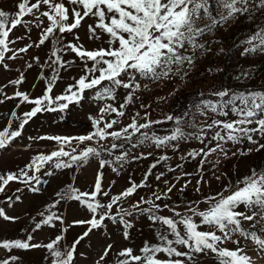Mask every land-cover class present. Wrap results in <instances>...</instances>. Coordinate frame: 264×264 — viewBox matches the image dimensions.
Returning a JSON list of instances; mask_svg holds the SVG:
<instances>
[{"label": "snow or ice", "instance_id": "snow-or-ice-1", "mask_svg": "<svg viewBox=\"0 0 264 264\" xmlns=\"http://www.w3.org/2000/svg\"><path fill=\"white\" fill-rule=\"evenodd\" d=\"M15 7L14 13L0 10V65L8 67L5 63L7 53L11 52L12 55L7 58L14 60L18 57V53L27 52L33 46L38 48L46 41H50V38L52 44L60 46L54 48L48 58L50 63H47V66L53 69L51 77L45 78L41 74L40 78L47 79L43 95L30 98L29 94L23 91H16L14 97L5 95V99L19 98L21 103L26 102L33 107L21 116H17L15 111L11 113L19 123L17 128L12 129V121L9 120L8 126L0 130V150L6 149L16 138L21 137L25 125L37 114L64 113L71 104L79 105L85 99V91L94 90L89 97L93 101H116L120 89L125 90V93L118 106L105 103L99 108L97 117H89L93 130L88 134L74 137L59 135L29 137V140L55 141L59 147L49 154L35 155L25 168L17 172L0 173V193L4 192L5 186L11 181L23 183L33 192L39 191L32 182L35 181L37 185L41 182L36 173L49 163L54 170L73 169L74 166L83 167L90 159L95 158L98 160L99 169L108 166L119 175L124 164L128 162L131 149L155 146L172 148L176 151L181 141L189 139H196L204 145L181 157L182 160L187 157L193 160L200 157L197 168L198 186L194 189L199 193L201 191L199 185L202 182L207 183L203 180V169L204 165L209 163V156L214 153L219 154L213 162L215 169L222 162L221 157L230 158V149L226 147L229 143L238 145L247 141L256 145L255 149L251 147L246 151L238 149L241 156L248 155L254 150L259 152L264 149V143L254 139L257 134L260 138H264V89L235 91L224 88L213 93L220 98L218 101L201 100L195 105L201 115L211 111L223 117H228L231 113L236 118L213 119L211 124L200 127L198 133L186 134L183 131L184 118L188 116V112L179 116L167 114L164 121L152 120L148 111L151 105L143 103L140 104L141 109L144 110L143 116L136 111L130 116V122L122 127H115L121 125L120 119L105 120V116L110 114L124 117L125 110L138 102L137 93L141 90V79L158 82L179 77L183 80L188 75L184 66L187 65L190 70L195 66L199 55L211 52L210 43L201 42L202 37L218 26L235 21L239 16H244L250 21L254 10L264 14V0H215L214 6L212 0H66V2L65 0H34V2L18 0ZM214 10L216 15H213ZM42 18L48 21L47 26H44ZM85 18L93 20L92 24L87 25L88 39L100 42L99 46L93 49L85 48L80 42L78 31H74L80 29ZM21 25L26 33H30L33 26L40 29V37L38 41L14 50L10 45L25 37L11 40L10 33ZM256 27L257 31L240 42L241 45H246L241 52L242 56L264 54V26ZM64 33L71 34L74 42L63 43ZM104 36H107L106 40L103 39ZM65 51L74 53L83 63L82 74L79 78H73L74 83L67 85L62 94L53 96V88L60 79V69L67 70L75 63L63 59L62 53ZM223 51L224 49L221 48L220 52ZM34 60L39 64V57H34ZM26 66L32 68L33 64L27 63ZM242 77L250 78V73L242 72L235 79L239 81ZM24 80L25 76L21 73L17 79L9 83L20 85ZM144 88H147V84ZM0 103H3V100H0ZM167 121L175 123L171 133L157 135L154 126ZM188 126L197 127L194 120L189 122ZM205 128L209 130L215 128L217 131L209 137ZM109 138L111 141H121V143L105 144L104 142ZM73 141L77 145L94 142L95 146L85 144L83 149L77 151V147L72 146ZM126 143L129 145L128 148H125ZM66 146L71 147V151H66ZM116 150H120L119 155H114ZM105 152L113 156V159L101 158ZM151 155V152L147 153V156ZM231 155L236 156L237 152H232ZM142 158H147L143 152L139 156L132 157L133 160ZM169 159L167 155L160 156L144 173L140 183L130 179L129 186L115 195L109 196V192L102 188L103 172L99 169L90 191H81L78 187L69 184L57 192V199L48 206V214L40 213L42 219L35 223L33 231L39 230L42 226L54 228L56 221L64 223L62 216L51 211L61 201H77L90 214L89 219L74 220L61 229V232H67L73 225L88 226L86 231L64 250L58 247L64 239L63 235H57L55 239L43 244L32 243L34 239L32 234L26 239H4L0 241V249L11 253L13 249L44 248L51 256L52 264H73L77 255V245L93 230L105 228V220L120 224L122 236L127 240L130 229L134 227L132 221L127 218L146 216L153 225H160L156 230L157 243L145 241L139 249L141 254H134L132 247H125L116 254L113 264H204L205 259H212L214 264H256V259L248 254V241L255 245L256 258L264 259V223H262L264 222V167L259 171L252 168L251 175L238 179L235 185L230 181L222 191L215 195L204 196L203 202L208 204L204 210L198 209L201 202L199 200L185 201L184 212L177 211V207L168 203L163 205L158 203L170 199L169 194L176 187L175 183L168 180L164 181L166 189L159 192L153 190L148 199L141 196L131 205V210L122 206L124 201L137 193L138 189L148 187V178L153 175L152 170L162 161ZM176 167L182 168V165L177 164ZM175 170L168 168L170 172ZM30 171L32 175H29ZM212 174L216 180L227 175L221 173L218 176L215 171ZM45 175L52 176L54 171L45 172ZM164 175V172H160L155 175V180L160 181ZM190 175L192 174L182 173V176L176 178L177 183L183 177ZM189 184L191 180H185L179 191L182 193ZM225 192L228 194L225 195ZM98 197H109V202L101 203ZM15 199L20 201L21 197L16 196ZM8 201L11 207L12 198L8 197ZM114 206L118 208L116 213L112 212ZM164 209H169L172 215H160L159 213ZM0 218L12 222L19 219L8 216L3 208H0ZM244 221L251 223L245 227ZM228 243H232L235 247L230 249L226 246ZM112 249L113 245L108 244L95 264L106 261ZM79 255L85 254L79 253ZM45 259L47 260L48 256ZM19 260V256L8 255L0 259V264H17Z\"/></svg>", "mask_w": 264, "mask_h": 264}, {"label": "rangeland", "instance_id": "rangeland-1", "mask_svg": "<svg viewBox=\"0 0 264 264\" xmlns=\"http://www.w3.org/2000/svg\"><path fill=\"white\" fill-rule=\"evenodd\" d=\"M34 2V0H33ZM66 2V0H65ZM18 0H0V10H5L14 13L16 11V4ZM213 6L215 0H212ZM43 10V9H42ZM216 11H213V15H216ZM29 19V17H25ZM44 19V26H47L48 21ZM207 21H205L206 23ZM93 20L85 18L82 21V26L78 31L80 42L87 49H93L99 46V41H93L88 39L87 25L92 24ZM257 25L264 26V14L260 11H253L252 19L246 20L244 16H239L235 21H229L226 24L218 26L211 33L201 38V42L210 43L211 52L204 55H199L195 66L190 70L185 65L184 69L188 71V75L181 80L179 77H173L170 79L160 80L158 82H152L147 80H140L141 90L137 93L139 97L138 102L134 105H130L126 110L124 117H115V114L105 116V120L117 118L122 121L121 125L115 126L117 128L122 127L130 122L129 118L136 111L144 114V110L141 109L140 104L151 105L148 111L151 113L150 119L164 121V117L167 114L174 116L182 115L188 112V116L185 117V123L183 124V131L186 134L198 133L200 127L205 124H211L213 119H235L236 117L229 113L228 117L219 116L216 113L207 111L206 115H201L195 105L199 104L201 100H210L213 102L218 101L220 98L213 95V93L223 90L224 88L232 89L235 91H248V90H260L264 88V54H250L248 56H242L241 52L246 45H241L240 42L248 39L253 32L257 31ZM59 35V33H57ZM24 36L23 40H16L17 37ZM40 37V29L32 27L30 33H26L25 28L21 25L17 29H13L10 33L9 39L16 40L15 44H11L10 47L14 50H18L21 47L36 42ZM104 40L107 36L103 37ZM74 42L73 36L68 33L63 34V43ZM59 44H52L50 41H46L44 45L40 47L33 46L29 48L27 52L18 53V57L14 60H10L7 57L12 53H7L5 57V63L7 68L0 65V130H3L8 126L9 120L12 121V129L17 128L19 121L11 115L12 112H16L17 116H21L24 112L29 111L33 105L28 103H21L19 98L5 99L6 96L14 97L16 91H23L29 94L30 98H36L43 95L47 79L53 74V69L47 66L50 63L49 56H51L52 50L59 47ZM239 46V47H237ZM105 47L107 45L105 44ZM223 48L224 51L220 52ZM34 57H39V64L36 63ZM62 57L65 61H75V63L68 68L60 69V79L56 82L52 95L62 94L67 85L74 83L73 78H79L82 74L83 63L79 60L74 53L65 51L62 53ZM54 59V58H53ZM27 63H32V68H27ZM43 65V67H41ZM91 66V63H89ZM211 69V71H209ZM242 72H249L250 78L242 77L237 81L236 76ZM23 73L25 80L20 85H12L9 83L11 80H15L19 75ZM35 84V87L33 85ZM147 84V88L144 85ZM92 91H85V99L80 102L79 105L71 104L69 109L64 113L59 112H43L37 114L32 118L27 125H25L22 136L16 138L6 149L0 150V173L17 172L19 169L25 168L27 164L31 162L32 157L38 154H49L50 152L57 150L59 145L55 141L49 140H29V137L39 136H80L91 132L92 124L89 119L90 116L97 117L98 110L105 103H113L118 106L122 102L125 90L120 89L117 95L116 101H93L89 97L93 94ZM203 94V95H201ZM215 96V99L203 98L202 96ZM166 99H160V98ZM19 105V107H17ZM197 127H189L188 123L193 121ZM143 122V121H141ZM169 125L164 127H154L157 135H167L171 133V130L175 127V123L172 121ZM255 126V125H252ZM208 136L210 137L217 129H206ZM254 139H258L260 143H264V138H260L259 135H255ZM111 142L121 143V141H105V144ZM175 143V142H173ZM89 146H95L94 142H85ZM85 144H79L73 141L72 146L77 147V151L83 149ZM129 145L126 143L125 148ZM204 147L198 140L189 139L187 141H181L179 143L178 150L174 151L172 148H156L155 146L138 147L131 149L128 157V162L124 164V167L120 170L119 175L112 171L111 167L105 166L103 169H99L98 160L92 158L83 167H75L73 169L54 170L52 164L45 165L39 173H36L40 178V183L37 185L35 181L32 182L33 186L39 188V191L33 192L29 187L23 183L17 181H11L3 193H0V208H3L8 216L18 217L19 219L12 221H6L0 218V241L4 239H26L29 234H32L34 239L32 243L46 244L50 240L55 239L57 235H63L64 239L60 242L58 247L64 250L70 246L73 241L84 233L87 229V225H73L68 228L67 232H61V229L67 227L74 220L89 219V212L77 201H61L51 211L57 213L63 217L64 223L59 221L55 222V227L42 226L39 230L33 231L35 223L39 222L42 217L40 213L48 214V206L52 205L57 199L56 193L63 190L67 185L72 184L74 187H78L81 191H90L92 185L96 179L97 171L103 172L102 188L109 192V196L120 193L122 190L129 186V180H133L140 183L144 173L149 169L157 158L162 155H167L170 159L162 161L153 169V175L148 178V187L138 189L137 193L124 201L122 206L125 209L131 210V205L136 203L143 196L148 199L153 190L161 191L166 189L164 184L165 180H169V176L172 172L168 171V168H175L176 175L187 172L191 173L189 177H196L197 168L200 157L193 160L190 157L181 159L182 156H186L189 151L193 149H199ZM229 151V159H223L221 157V163L218 168H213V162L216 161L218 153H214L208 157L209 163L204 165L203 176L211 173L215 170L223 171L227 173V177H223L219 183H201L199 185L201 191L195 192L197 187L196 181H191V184L181 193L179 189L184 183L180 181L176 184V187L169 194L170 199L158 201L161 205L168 203L169 205L177 207V211L184 212L185 201H201L198 205L199 210H204L208 207V204L203 202V197L207 195H215L217 192L223 190V188L231 183L235 185L238 179H241L245 175H251V169L256 168L259 171L264 167V149L259 152L252 151L248 155L241 156L238 149L247 150L249 147L255 149L256 145L250 144L244 141L241 144L233 145L231 143L226 145ZM66 151H71V147L66 146ZM145 153L147 158L139 160H133V156H139L140 153ZM151 152V156H147V153ZM232 152H237L236 156H232ZM120 150H116L114 155H119ZM104 159H113V156H109L108 153H103ZM67 159V158H64ZM182 165V168H177L176 165ZM50 170L54 171V175L46 176L45 172ZM184 171V172H183ZM160 172H164L165 175L160 181L155 180V175ZM33 173L30 171L29 175ZM188 178V177H187ZM181 180V179H180ZM114 182V183H113ZM19 190V191H17ZM225 195L228 193L225 192ZM16 196H20V201H16ZM8 197L12 198L9 207ZM101 203H108L109 197H98ZM147 207V205H142ZM118 208L113 207L112 212L116 213ZM160 215L170 216L172 215L169 209H164L159 213ZM134 225L130 229L129 239L125 240L122 236V226L120 224H113L110 220H105V228L101 230H93L88 237L77 245V255L73 264H95V261L99 259L103 249L112 244L113 249L110 251L106 261H102L101 264H113L116 259V254L125 247H132L134 254H141L139 249L144 245L145 241L149 243H157L156 230L160 227L159 224L153 225L146 216H133L128 217ZM244 226L247 227L251 222L244 221ZM264 223V222H262ZM259 228V225L257 226ZM203 230V229H202ZM171 238V237H170ZM235 238V237H234ZM227 247L234 248L235 245L228 243ZM247 248L249 249V255H252L256 259V264H264V259L256 258L255 245L248 241ZM79 253H84V256H80ZM8 255H16L20 257L17 264H52V258L44 248L30 249V250H17L13 249L11 253H8L4 249H0V259L5 258ZM48 256L46 260L45 257ZM122 259V258H121ZM204 264H214L212 259H205Z\"/></svg>", "mask_w": 264, "mask_h": 264}, {"label": "bare ground", "instance_id": "bare-ground-1", "mask_svg": "<svg viewBox=\"0 0 264 264\" xmlns=\"http://www.w3.org/2000/svg\"><path fill=\"white\" fill-rule=\"evenodd\" d=\"M184 172V171H183ZM176 171H174V172H172V174L169 176V180L168 181H170L171 183H177V181H176V178L177 177H180V176H182V173H181V175L179 174V175H176ZM213 172H211V173H208L206 176H203V180L204 181H207V183H219V181L223 178V177H227V175L226 176H221V179L220 180H216L215 179V177L213 176V174H212ZM215 173H216V175H221V173H226V172H223V171H218V170H215ZM188 177V178H187ZM187 177H183L181 180H179L180 181V183L182 184V183H184L185 182V180H193V181H196L197 182V180L199 179V175H196V177L194 178V176L193 177H189V176H187ZM182 186V185H181Z\"/></svg>", "mask_w": 264, "mask_h": 264}, {"label": "trees", "instance_id": "trees-1", "mask_svg": "<svg viewBox=\"0 0 264 264\" xmlns=\"http://www.w3.org/2000/svg\"><path fill=\"white\" fill-rule=\"evenodd\" d=\"M262 89H264V88H262ZM261 90V89H260ZM203 98H211V99H215V96H202ZM167 125H169V122H164V123H161V124H159V125H155L154 127H164V126H167ZM0 197H1V195H0Z\"/></svg>", "mask_w": 264, "mask_h": 264}]
</instances>
